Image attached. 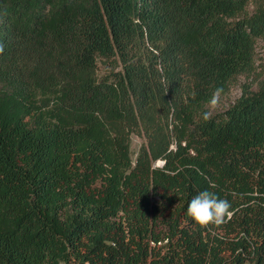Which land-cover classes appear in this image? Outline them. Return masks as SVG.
Here are the masks:
<instances>
[{
	"label": "trees",
	"instance_id": "16d2710c",
	"mask_svg": "<svg viewBox=\"0 0 264 264\" xmlns=\"http://www.w3.org/2000/svg\"><path fill=\"white\" fill-rule=\"evenodd\" d=\"M263 38L264 0H0V264H264Z\"/></svg>",
	"mask_w": 264,
	"mask_h": 264
},
{
	"label": "clouds",
	"instance_id": "9594fccd",
	"mask_svg": "<svg viewBox=\"0 0 264 264\" xmlns=\"http://www.w3.org/2000/svg\"><path fill=\"white\" fill-rule=\"evenodd\" d=\"M223 89L217 88L209 101L212 108L219 103ZM209 113L204 114L208 119ZM232 205L226 199L219 198L214 192L204 190L192 197L187 205L186 214L200 226L216 225L226 223L232 216Z\"/></svg>",
	"mask_w": 264,
	"mask_h": 264
},
{
	"label": "rangeland",
	"instance_id": "374dc122",
	"mask_svg": "<svg viewBox=\"0 0 264 264\" xmlns=\"http://www.w3.org/2000/svg\"><path fill=\"white\" fill-rule=\"evenodd\" d=\"M100 69L104 70L105 66L104 64L100 63ZM256 72L259 73L262 70H264V38L260 39L258 42V46L256 48ZM251 80V78L247 79L245 76H241L238 80V83H236L234 86H232L231 92L229 95H226L219 103L217 104V107L225 108L227 107L231 102L235 100L237 96H240L241 94V84ZM143 142V137H141L138 134H134L132 137V149L134 152V156H136V153ZM161 161H159L160 163Z\"/></svg>",
	"mask_w": 264,
	"mask_h": 264
}]
</instances>
